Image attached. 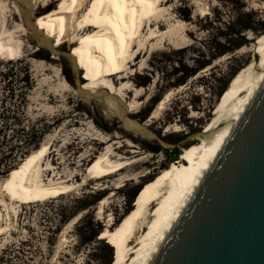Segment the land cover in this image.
Returning a JSON list of instances; mask_svg holds the SVG:
<instances>
[{
	"label": "rangeland",
	"instance_id": "rangeland-1",
	"mask_svg": "<svg viewBox=\"0 0 264 264\" xmlns=\"http://www.w3.org/2000/svg\"><path fill=\"white\" fill-rule=\"evenodd\" d=\"M47 1H32L29 7L24 6L25 34L19 26L21 21L9 17L11 11L1 7L2 24L5 23L2 30L14 31L11 37L19 51L12 59L23 60L18 66L27 64L29 69L32 87L27 92L22 126L36 123L45 129L39 148L47 145V151L36 167L39 179L46 184L64 182L76 186L38 201L12 202L6 196V205L0 197V264H114L116 241L102 237L107 224H112L108 229L115 228L134 207L138 190L179 161L181 152L192 142L201 140L232 78L252 60H259L255 52L257 37L264 33V0H171L167 4L164 27L170 18L183 17L180 23L192 30L187 41L178 37L175 45H165L154 39L155 44L148 45L137 64H130L133 66L120 75H126L122 80L114 77L117 86L126 83L131 90L124 89L125 94L118 97L126 106L133 102V109H127V118L145 130L142 134L129 129L109 104V88H85L88 96L81 92L83 82L90 76L70 56L74 50L72 37L57 42L52 36L48 42L44 39L48 32H35L32 22L60 3L53 0L45 8ZM8 3L15 11L12 2ZM40 4L42 10H37ZM77 20L75 17L76 24L82 26ZM48 29L54 31L50 26ZM147 31L145 28L141 38ZM189 42L191 45L180 47ZM9 60L0 55V72L9 68ZM4 84L0 81V109ZM169 90L171 95L158 116L152 118ZM138 92L143 94L134 101ZM13 101L18 102L13 99L10 104ZM12 120L5 124L0 121V127L13 126ZM108 149L113 161H138L119 173L92 177L88 173L92 161ZM11 171L0 166V193ZM148 171L150 176L146 177ZM103 199L106 200L101 204ZM88 204L87 209L78 210ZM154 206L148 209L151 215ZM141 226L139 222L130 241L133 245L143 231ZM97 232L100 233L95 235Z\"/></svg>",
	"mask_w": 264,
	"mask_h": 264
},
{
	"label": "bare ground",
	"instance_id": "bare-ground-1",
	"mask_svg": "<svg viewBox=\"0 0 264 264\" xmlns=\"http://www.w3.org/2000/svg\"><path fill=\"white\" fill-rule=\"evenodd\" d=\"M9 1L16 7L15 11L10 9L11 6L8 0L5 3L0 0V8H6V12L11 11L9 17L16 21H21L19 26H21L20 28L24 30L25 34L27 29L23 20L24 6L29 7L32 1L37 3L39 0ZM52 1L48 0L44 3L45 8ZM170 1L92 0L90 3L89 0H60L59 6H55L48 12H43L36 22L33 21L31 25L35 32L40 34L45 31L48 32L49 36L44 37L48 42L52 41V36L55 37L57 42L66 41L65 39L72 37L73 40L71 41L74 44V50L70 56L75 65L84 67L86 73L90 76L82 84L85 95L89 94L88 89L86 90L85 88H90L94 91L104 86L107 89L109 88L107 93L109 104L116 108L129 129L134 133L142 134L146 133L145 130L127 118V109L128 107L133 109V102L126 106L122 104V99L120 100V97H118L125 94L123 92L124 89L130 92L131 90L126 87V83L117 86L114 77L120 76L130 66H133L130 64H135L137 59L148 51V45L151 42L153 46L154 39L165 45L167 42L175 45L178 37L180 41H187V37L192 30L188 25L185 27L186 25L184 26V24L180 23V19L183 17L168 18V21L166 18L167 28L164 27L165 24L162 21L168 13L165 12V8ZM3 4L4 6H2ZM41 7V4L37 5V8L35 6L37 10H42ZM85 8H89V11L86 12ZM75 17H77L79 25L83 24L82 26L79 27L76 24L74 21ZM4 26L5 23L2 24L0 11V55L8 56L9 59L16 58L19 47L15 39L11 37L14 31L7 28L2 30ZM48 26L52 27L54 31L49 32ZM145 28H148V31L145 33L144 39L143 37L141 38V35L144 34ZM89 30L92 31L84 33ZM59 31L62 32V35L58 34ZM257 38L255 55L260 56L259 60L258 58L252 60L232 78L223 97L218 102L215 115L206 131L201 135V140L192 142L181 152L179 161L173 162L171 166L165 168L141 187L140 192L136 196L134 207L120 220L115 228L108 229L112 224H107L102 237L112 238L116 241L114 264H145L158 238L165 228L168 227L170 219L182 203L187 189L191 188L204 162L208 159L214 147L220 142L229 119L235 116L237 110L249 95L257 76L264 70V33ZM135 40H137V43ZM191 42L180 47L191 45ZM134 49L135 52L133 54ZM130 55L131 57L129 58ZM124 75L118 77L119 80H122ZM171 93L169 90L163 100L161 99L151 115L152 118L158 116V111L163 108L164 101L168 99ZM142 94V92L136 93L134 101ZM46 151L47 145H43L28 155L9 173L7 180L2 185L1 191L3 193H0V197L6 205V196H9L12 202L16 201L13 199L38 201L69 192L76 186L64 182L46 184L39 179L40 174L36 167ZM137 161L138 159L113 161L110 157V149H108L92 161L88 173L92 174V177L103 178L119 173L125 167ZM145 176H150L149 171L146 172ZM129 178L132 177L128 176L127 179ZM105 200H101V204ZM151 205H155L153 215L148 213ZM101 209L102 206L100 207ZM139 222L142 224L140 230L143 229L146 223L148 224L137 240L135 239L136 244L133 245L130 241ZM1 229L0 227V235L2 234Z\"/></svg>",
	"mask_w": 264,
	"mask_h": 264
},
{
	"label": "water",
	"instance_id": "water-1",
	"mask_svg": "<svg viewBox=\"0 0 264 264\" xmlns=\"http://www.w3.org/2000/svg\"><path fill=\"white\" fill-rule=\"evenodd\" d=\"M145 264H264V70Z\"/></svg>",
	"mask_w": 264,
	"mask_h": 264
},
{
	"label": "trees",
	"instance_id": "trees-1",
	"mask_svg": "<svg viewBox=\"0 0 264 264\" xmlns=\"http://www.w3.org/2000/svg\"><path fill=\"white\" fill-rule=\"evenodd\" d=\"M21 63L23 64L21 59H11L7 62L9 68L0 72V81H5L4 86L1 88L5 97L1 99L3 105H1L2 109H0V121L5 124L13 119V126L0 127V166L7 167L9 170L15 168L21 159L23 160L40 147L42 136L45 133V129L38 127L36 123L27 127L22 126V122L25 119L23 109L26 105L27 92L32 85L29 81L28 65L18 66ZM13 99L18 100V102L13 101L10 104V100ZM11 155L18 157L17 160L8 159ZM176 156L178 155L175 154L174 157ZM88 206L89 204L84 205L78 210L87 209ZM74 213L69 218L73 217ZM61 226L59 225V228ZM99 233L97 232L95 235Z\"/></svg>",
	"mask_w": 264,
	"mask_h": 264
}]
</instances>
